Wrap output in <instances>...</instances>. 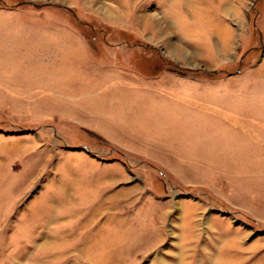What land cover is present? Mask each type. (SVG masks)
Returning <instances> with one entry per match:
<instances>
[{"label": "rangeland", "instance_id": "374dc122", "mask_svg": "<svg viewBox=\"0 0 264 264\" xmlns=\"http://www.w3.org/2000/svg\"><path fill=\"white\" fill-rule=\"evenodd\" d=\"M0 264H264V0H0Z\"/></svg>", "mask_w": 264, "mask_h": 264}, {"label": "crops", "instance_id": "0c3cea01", "mask_svg": "<svg viewBox=\"0 0 264 264\" xmlns=\"http://www.w3.org/2000/svg\"><path fill=\"white\" fill-rule=\"evenodd\" d=\"M87 91L90 92L91 94L94 93V91H93L92 89H90V90L87 89ZM98 93H99V92H98ZM112 93H114V90H113V92L111 91L110 93L107 92L106 95H107L108 97H111V94H112ZM115 96H116V95H115ZM116 97H117V96H116ZM120 100H121V99L117 97V99H115L114 102H117L118 105H119V102H121ZM92 101H93V100H92ZM105 101H106V103H105ZM105 101H103V103L105 104V106H106V105L108 106L109 104H110V105H113V104H114V103H111L109 99H107V100H105ZM115 106H116V105H115ZM115 106H114V107H115ZM120 108H122V107H120ZM122 109H123V108H122ZM88 110H89L88 112H91L90 108H89ZM116 110H118V108H117V109H115V108L113 109L114 112H116ZM131 111H132V110H131ZM113 114L115 115V113H113ZM126 114H129V111H127ZM77 118H79V117H77ZM110 118H111V117H110ZM111 119L113 120L114 118H111ZM79 120H80V119H79ZM101 124H102V125H105V126H111V127H112V126H115V125H116L115 127H117V126H118V127H123V125H120L119 123L114 124L112 121H107V120L104 121V122H101Z\"/></svg>", "mask_w": 264, "mask_h": 264}, {"label": "bare ground", "instance_id": "6f19581e", "mask_svg": "<svg viewBox=\"0 0 264 264\" xmlns=\"http://www.w3.org/2000/svg\"><path fill=\"white\" fill-rule=\"evenodd\" d=\"M92 217H93V216H91V217L89 218V222L91 221ZM87 246L89 247V245H87ZM88 247H85V248H82V249L79 250V252L81 251L80 253H82V256H85V257H86V255H87L88 253H87V252L85 253V251L88 250ZM88 255H89V254H88ZM88 255H87V257H89Z\"/></svg>", "mask_w": 264, "mask_h": 264}]
</instances>
